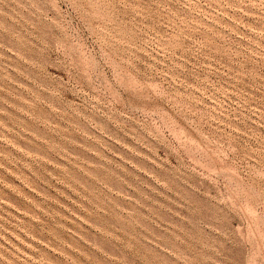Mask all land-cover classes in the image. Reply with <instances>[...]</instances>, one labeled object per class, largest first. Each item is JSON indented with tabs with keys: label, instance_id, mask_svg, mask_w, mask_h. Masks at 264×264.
<instances>
[{
	"label": "rangeland",
	"instance_id": "1",
	"mask_svg": "<svg viewBox=\"0 0 264 264\" xmlns=\"http://www.w3.org/2000/svg\"><path fill=\"white\" fill-rule=\"evenodd\" d=\"M0 264H264V0H0Z\"/></svg>",
	"mask_w": 264,
	"mask_h": 264
}]
</instances>
